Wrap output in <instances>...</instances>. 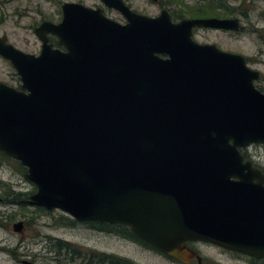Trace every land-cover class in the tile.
<instances>
[{
    "label": "water",
    "instance_id": "1",
    "mask_svg": "<svg viewBox=\"0 0 264 264\" xmlns=\"http://www.w3.org/2000/svg\"><path fill=\"white\" fill-rule=\"evenodd\" d=\"M99 1L126 23L64 2L59 23L34 29L38 55L0 36L20 81L0 82V153L25 168L27 200L123 225L182 264L202 262L187 242L264 258V175L239 151L264 145L261 73L192 39L194 28L242 31L239 20L175 23L166 10L148 17Z\"/></svg>",
    "mask_w": 264,
    "mask_h": 264
},
{
    "label": "rangeland",
    "instance_id": "2",
    "mask_svg": "<svg viewBox=\"0 0 264 264\" xmlns=\"http://www.w3.org/2000/svg\"><path fill=\"white\" fill-rule=\"evenodd\" d=\"M79 1L87 6L99 5L97 0H0V35L6 36L19 50L38 54L41 43L34 34V28L43 21L59 22L60 4ZM159 1L126 0L133 10L148 16L159 14L161 5L170 12L180 10L174 3L171 5L167 0ZM183 1L193 5L197 0ZM227 3L231 16L240 19L244 30L240 33L195 30L193 39L197 43L215 44L223 51L251 59L248 66L262 75L256 85L264 89V0H228ZM106 15L119 23L124 22L116 11L108 10ZM0 82L14 88L20 86L14 68L1 57ZM6 157L0 153V185L4 187V190L0 187V198L4 192L21 193L26 197L34 193L35 186L25 178V171L21 173L17 161L9 157L7 160ZM4 202L0 203V264H21L20 260L34 264H74L70 253L77 252L86 256L92 248L126 256L143 264H175L163 259H145L142 256L144 254L137 248H131L130 244L97 235L84 223H72L73 219L59 210L40 214L37 206L30 203L23 208L21 205ZM18 222L24 224L22 233L12 229ZM65 243L70 244V247H66ZM187 245L202 258L214 262L212 264H249L247 259L208 243L190 242ZM56 252H60L62 258L58 255V260L54 261L51 257H55Z\"/></svg>",
    "mask_w": 264,
    "mask_h": 264
},
{
    "label": "flooded vegetation",
    "instance_id": "3",
    "mask_svg": "<svg viewBox=\"0 0 264 264\" xmlns=\"http://www.w3.org/2000/svg\"><path fill=\"white\" fill-rule=\"evenodd\" d=\"M99 1V0H97ZM124 3L135 13H138L136 12L135 10H133L130 5L126 2V0H123ZM152 1V0H151ZM154 3H159L160 1L159 0H155V1H152ZM228 2V0H227ZM64 3V2H63ZM74 3H80V4H83L84 6L86 7H89V8H92V9H100L102 14L107 17V18H110L106 15V12L108 10H113V9H110L108 7H106L105 5H103L100 1H99V5L98 4H95V5H92V6H87L85 5L83 2L79 1V2H74ZM62 4V3H61ZM61 4H60V10H61ZM228 5V3H226ZM162 10H166L168 12V14L170 15L171 17V20L172 22H179L181 21L182 19L184 18H189V17H183V18H178V19H175L172 17V11H168L167 9L163 8L162 5H161V9L159 11V14L161 13ZM115 11V10H113ZM117 12V11H116ZM119 13V12H118ZM120 14V13H119ZM140 14V13H138ZM159 14L155 15V16H148V15H145V16H148V17H157L159 16ZM121 15V14H120ZM141 15H144V14H141ZM121 17L123 18L124 22L123 23H120V24H125L126 23V20L124 19V17L121 15ZM206 18H219V17H206ZM61 19H62V12H61ZM60 19V21H61ZM112 19V18H110ZM219 19H238L239 20V24L240 26H242V31L244 30V26L242 25L241 21L239 18H236V17H232L231 15L229 17H224V18H219ZM113 20V19H112ZM59 21V22H60ZM115 21V20H114ZM50 22V21H49ZM57 22V23H59ZM117 22V21H116ZM53 23V22H52ZM55 23V24H57ZM119 23V22H118ZM40 25V24H39ZM38 25V26H39ZM37 27V26H36ZM35 27V28H36ZM34 28V29H35ZM195 30H210V31H221V32H229V33H240L242 31H228V30H218V29H197V28H194L192 30V39H193V33ZM34 31V30H33ZM35 34V33H34ZM0 36H4V35H0ZM37 38V37H36ZM48 43L52 46V48H56V49H61L63 50V47L61 46H58L57 45V39L52 36V35H48ZM194 40V39H193ZM195 41V40H194ZM7 42L10 43L8 41V38H7ZM196 42V41H195ZM41 43V42H40ZM11 44V43H10ZM198 44H201V43H198ZM202 44H209V43H202ZM12 45V44H11ZM212 45H215V44H212ZM14 46V45H13ZM216 46V45H215ZM15 47V46H14ZM217 47V46H216ZM16 48V47H15ZM218 48V47H217ZM18 49V48H17ZM19 50V49H18ZM41 50V48H40ZM221 50V49H220ZM21 51V50H20ZM223 51V50H222ZM23 52V51H22ZM224 52H227V51H224ZM24 53H27V52H24ZM40 53V51H39ZM38 53V54H39ZM229 53H232V52H229ZM28 54H32V53H28ZM38 54H32V55H38ZM232 54H236V53H232ZM240 55V54H238ZM163 58H165V56H161ZM244 57V56H243ZM245 61H246V64L248 66V63L251 62V59L249 58H245ZM249 67V66H248ZM250 68V67H249ZM252 69V68H250ZM252 70H255V69H252ZM257 71V70H256ZM17 75V74H16ZM262 76V75H261ZM260 76V78H261ZM18 77V76H17ZM259 78V79H260ZM19 79V78H18ZM258 79V80H259ZM256 80L255 81V87L262 93H264V89L263 88H259L257 85H256V82L258 81ZM20 82V81H19ZM12 87V86H11ZM20 87V86H19ZM16 89H19V88H16ZM241 155L243 156V161H250L251 162V165L253 168L259 170L263 175H264V160H263V157H264V145L261 144V143H252V144H249L245 147H242L239 149ZM257 182V181H256ZM262 186L264 187V180L262 182ZM0 203H5L1 198H0ZM96 225H92L90 226V230L97 234V235H100V236H106L108 238H114L115 240H121V242H125L126 244H130L129 246L132 248H137L138 250H140L144 255H142L145 259H149V258H153L154 260L158 261V259H163V260H166V261H169V262H173L175 264H182L174 259H172L171 257H168L166 255H164L163 253H161L159 250L155 249L153 246L139 240L138 238L132 236L131 234L128 233L127 229L126 231H123V229L119 228L117 224H114V225H110V224H103V223H95ZM99 225V226H97ZM23 232V231H22ZM131 235V236H130ZM190 243V242H187L186 245ZM188 246V245H187ZM189 247V246H188ZM190 249H192L193 251L196 252V254H198V252L196 250H194L193 248L189 247ZM219 249H222L223 251L225 252H228L229 254H232L234 256H238V257H242V258H245L248 260L249 264H264V258H261V259H256V258H253V257H250V256H247V255H244V254H240V253H237V252H233V251H229V250H226V249H223V248H220ZM5 250V249H3ZM57 253V252H56ZM13 254V253H11ZM58 255L60 256V258H62V254L60 252L57 253V255L55 257H51L52 260H58ZM70 255H73L72 256V262L74 264H143V262H137L129 257H126V256H118V255H115L113 253H109V252H104V251H99L97 250L96 248H92V249H89L88 250V254L86 256L82 255V254H79L77 252H74V253H70ZM199 255V254H198ZM200 256V255H199ZM55 258V259H54ZM201 258V264H212L214 262L212 261H209L205 258ZM66 259V258H65ZM20 263L21 264H34L33 262L31 261H26V260H20ZM154 264V263H153ZM188 264H198L197 260L196 259H193L190 263Z\"/></svg>",
    "mask_w": 264,
    "mask_h": 264
},
{
    "label": "trees",
    "instance_id": "4",
    "mask_svg": "<svg viewBox=\"0 0 264 264\" xmlns=\"http://www.w3.org/2000/svg\"><path fill=\"white\" fill-rule=\"evenodd\" d=\"M168 3L172 5L174 3L176 6L179 7L180 10H175L172 12V17L175 19L189 17V18H206V17H229L231 12L229 10L227 0H197L193 5L189 3H185L183 0H167ZM7 160L9 158L6 157ZM18 167L20 168L21 173L25 171V168L22 167L17 162ZM3 189L4 187L0 185ZM4 190V189H3ZM9 197V198H7ZM3 201H8L10 204L21 205L23 208L27 206L28 203L32 204L27 200L26 195L17 193V194H10V192H4V196L1 197ZM37 206V210L40 214H48L50 211L44 209L41 206L32 204ZM32 218V217H31ZM72 223H76L75 220H72ZM78 223V222H77ZM88 227L92 225H96L94 222H84ZM99 226V225H97ZM119 228L126 231V227L123 225H118ZM131 236V235H130ZM59 245H61L60 241H57ZM63 244V243H62ZM62 246V245H61ZM59 246L58 249L61 247ZM66 247H70V244L65 243Z\"/></svg>",
    "mask_w": 264,
    "mask_h": 264
}]
</instances>
